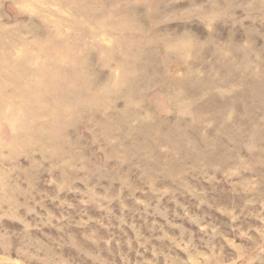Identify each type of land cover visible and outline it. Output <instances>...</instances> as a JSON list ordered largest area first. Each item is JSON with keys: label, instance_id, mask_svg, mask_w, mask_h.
<instances>
[{"label": "rangeland", "instance_id": "rangeland-1", "mask_svg": "<svg viewBox=\"0 0 264 264\" xmlns=\"http://www.w3.org/2000/svg\"><path fill=\"white\" fill-rule=\"evenodd\" d=\"M0 264H264V0H0Z\"/></svg>", "mask_w": 264, "mask_h": 264}]
</instances>
